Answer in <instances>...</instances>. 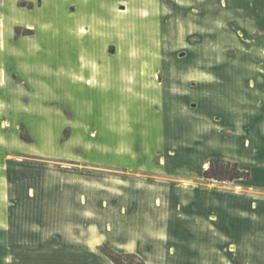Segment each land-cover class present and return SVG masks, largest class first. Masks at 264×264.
<instances>
[{"label":"rangeland","instance_id":"obj_1","mask_svg":"<svg viewBox=\"0 0 264 264\" xmlns=\"http://www.w3.org/2000/svg\"><path fill=\"white\" fill-rule=\"evenodd\" d=\"M209 2L0 0L6 264H264V51Z\"/></svg>","mask_w":264,"mask_h":264},{"label":"crops","instance_id":"obj_2","mask_svg":"<svg viewBox=\"0 0 264 264\" xmlns=\"http://www.w3.org/2000/svg\"><path fill=\"white\" fill-rule=\"evenodd\" d=\"M209 1L211 0H207V3H210ZM220 1L221 3H224V7H222L224 9H220L221 8L220 5H216L217 7L216 6L212 7L213 8L212 11L221 12V10H223L224 13L230 14L231 16L230 19L236 22L235 24L236 28L242 31L243 36L247 39V41L252 40L254 45H256L257 50L259 49V50L264 51V0H214V3L219 4ZM259 22H262L263 27L257 26L258 28L256 29V32H253L255 30L253 26L259 25ZM234 39H236L235 41H239V39H237V36H235ZM260 56L261 58L262 57L264 58L263 53H261ZM263 161H264L263 159L260 160V163H263ZM260 169L264 173V167L262 166ZM252 183H253V186L251 187L253 189L255 187V189L263 190L264 189V174L262 175V179L260 180H256L255 177H253ZM20 192L21 193H16L11 189H6V194L8 196L10 197L19 196L18 199L12 200L11 198L10 199L0 198V264H6L5 261L7 260L8 257H10V254L7 252V249H8V246L9 247L12 246V244L10 245L12 241H9V237L5 235L9 234L12 236L11 233H13L12 231L13 227H17L14 222H17L15 219L18 217L17 216L18 212L24 211V209L20 211L18 209V206L19 205L24 206L26 202H28L26 203L27 205L29 204V197L27 196V190H23ZM4 193H5V190L0 189V197H2ZM24 197H26V199ZM8 202H10L9 203L10 206L8 205ZM10 207H12L11 208L12 210L10 209ZM261 207H262L261 210L264 211V204H262ZM180 212L184 213V210L183 211L181 210ZM21 225L24 226L23 224ZM180 225L190 230L188 222H183ZM248 228L249 227H247V230ZM263 228H264V218H263ZM182 232L183 234H185L184 236L189 239L187 241L188 244L193 242L195 244L204 245L206 244V242H208L209 238L211 239V237H215L211 235H205L201 233L200 231H191V230L190 232L191 233L193 232V235L190 237L188 236V232L186 233L185 231H182ZM247 233H249L247 234V238L249 237V240L247 239V241L255 242L257 238H262V241L264 242V235H262V237H256L254 235L255 231L253 227H251V232H247ZM250 238H252V240H250Z\"/></svg>","mask_w":264,"mask_h":264},{"label":"trees","instance_id":"obj_3","mask_svg":"<svg viewBox=\"0 0 264 264\" xmlns=\"http://www.w3.org/2000/svg\"><path fill=\"white\" fill-rule=\"evenodd\" d=\"M251 176L252 174L250 172L240 169L237 163L224 162L220 159H212L209 167L203 172L205 179H211L217 182H231L234 180L248 181L251 179Z\"/></svg>","mask_w":264,"mask_h":264},{"label":"bare ground","instance_id":"obj_4","mask_svg":"<svg viewBox=\"0 0 264 264\" xmlns=\"http://www.w3.org/2000/svg\"><path fill=\"white\" fill-rule=\"evenodd\" d=\"M205 167H206V165H205Z\"/></svg>","mask_w":264,"mask_h":264}]
</instances>
